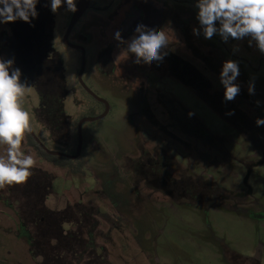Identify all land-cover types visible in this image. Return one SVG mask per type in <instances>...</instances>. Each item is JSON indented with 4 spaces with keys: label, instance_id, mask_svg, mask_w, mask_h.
<instances>
[{
    "label": "rangeland",
    "instance_id": "374dc122",
    "mask_svg": "<svg viewBox=\"0 0 264 264\" xmlns=\"http://www.w3.org/2000/svg\"><path fill=\"white\" fill-rule=\"evenodd\" d=\"M215 46L218 49L215 60L218 70L211 72L210 78L215 89L224 92L220 83L223 62L229 59L237 61L240 75L236 83L240 85L241 92L234 100H259L260 105L255 109H250L249 104H243L241 108L252 111L254 119L257 115L264 117V54L256 48L254 42L249 46L247 38L229 39L227 43L221 39ZM62 53L70 92L64 101L65 113L70 118V139L65 141L68 137L66 134L62 141L54 139L49 127L38 117L40 99L36 89L31 88L22 104L30 113L33 133L48 150L74 155L77 151L80 121L91 116L98 117L103 114L104 108L84 93L79 85L78 53L64 46ZM96 54V50L89 52L88 49L83 81L99 97L106 99L111 109L106 118L83 125L82 163L86 164L85 173L73 174L69 168L57 167L49 159L41 157L32 147L29 134L22 144L26 154L33 156V166L54 178L52 193L46 199V209L58 213L68 209L77 220H81L80 229L85 232L84 240L94 252V257L84 255L79 262H73V256L65 257L63 252L61 254L64 258L54 262L53 253H50L49 264H235L227 260L230 255L250 259L258 257L259 264H264V219L257 216H264V164L255 168L248 180L253 198L257 200V204L251 206L253 214L223 206L205 210L200 206L178 205L160 194L149 198L143 186L135 187L133 173L127 164L139 156V144L144 148L149 145L167 148L169 139L137 114L133 98L122 86L111 90L113 83L98 70ZM204 71L209 73L208 69ZM150 76L151 90L170 94L188 113H194L193 117L201 121L213 135L224 139L231 156L240 161L250 158L252 147L245 144L234 128L190 89L159 73L153 72ZM250 81L255 84L254 95L248 93ZM163 123L166 127L169 125V122ZM260 128L264 132V126ZM180 137L186 143H191L195 151L188 153L183 143L178 145L174 142L171 147L183 151L188 162L191 160V164L200 167L197 174L202 170L210 173L219 170L214 165L217 158L212 149L188 137ZM233 137L237 138L236 144L232 141ZM5 149V145H0V155H6ZM178 161L184 166L188 164L187 161ZM243 171L237 167V170L229 173L218 171L217 176L225 178L235 187H244L246 172ZM22 185L12 186H17L18 191ZM9 196L10 203L0 202V264H41L34 254L32 235L35 227L44 223L45 219L39 220L44 213H29L32 221L25 222L20 215L19 194L14 192ZM37 217L34 223L33 218ZM83 219L90 221L89 227L83 224ZM69 224H65V230L71 228ZM72 228L78 231L77 226ZM67 242V245L73 244L82 253L87 251V245L83 246L80 240L73 241L70 237ZM63 247L61 244L60 249L64 250Z\"/></svg>",
    "mask_w": 264,
    "mask_h": 264
},
{
    "label": "flooded vegetation",
    "instance_id": "af4514ba",
    "mask_svg": "<svg viewBox=\"0 0 264 264\" xmlns=\"http://www.w3.org/2000/svg\"><path fill=\"white\" fill-rule=\"evenodd\" d=\"M81 2L82 0H77L78 10L75 13L66 12L61 8L58 13L53 14L50 7L44 6L47 0H40L37 5L38 18L32 20L34 27L21 20L0 24V57L14 59V67H19L22 71L21 80L27 81L31 88L37 90L40 99L38 117L41 119V115L45 113V105L52 102L49 100L43 104L44 99L57 98L60 102L63 97L64 104L70 93L65 78L63 46L74 50L80 57L77 80L81 89L103 106V114L107 109L108 114L110 113L109 102L94 93L83 81L88 49L89 52L96 50L97 68L113 83L111 90L122 86L121 88L133 98L137 114L169 139L167 148L159 145L144 148L139 144L141 150L139 156L127 164L133 173L135 187L143 186L149 198L160 194L178 205L200 206L205 210L223 206L247 214L252 213L251 206L257 204V200L253 198L248 180L253 170L264 164V132L256 126V119L251 116L252 111L241 106L249 104L250 109H255L257 105L251 98L248 100L243 98L244 101H225L224 92L215 89L210 78L211 72L218 70L215 65L218 49L215 45L221 42V38L214 35L211 39H205L202 31L199 36L193 34V27H199L196 20L197 9L194 7L195 0H85L83 1L85 8H80ZM138 24H144L149 28L167 29L170 43L164 49L167 54L162 61L136 64L133 54L121 53L126 46H118L114 39L115 31H121L123 38L127 40L134 34ZM205 69H208L209 73L204 71ZM153 72L179 81L230 124L245 144L252 147L250 158L245 161L235 159L226 148L224 139L213 135L195 117H190L188 111L178 105L170 94L151 90L149 81ZM107 90L111 92L109 88ZM229 111L234 114L227 115ZM163 122H169V125L166 127ZM64 132L68 136L66 140H69L70 118L68 129L63 128ZM28 134L36 141L31 132L26 135ZM180 135L212 149L217 158L214 165L219 167V172L229 173L237 170V167L244 170L245 186H233L225 178L217 176L216 170L214 173L202 170L197 174L200 167L191 164V160L188 162L183 151L177 147L173 150L171 147V143H183L188 153L195 151L191 143H186ZM232 139L236 144L237 138ZM177 158L180 162L187 161V166L180 164ZM225 162H229L227 167ZM16 187L5 186L7 190L0 188V202L10 203L9 195L14 192L16 194ZM18 197L22 206L27 201V194L21 190ZM61 213L66 216L58 225L65 232L85 236V232H81L80 229L81 220H77L68 209ZM257 216L264 219V216ZM66 223H70L71 228L65 230ZM83 224L89 227L90 221L83 219ZM75 226L78 227V231L73 230L72 227ZM77 240L81 241L80 238ZM81 242L83 246L87 245V248L92 249L84 239ZM57 247L61 248V241H58ZM226 254L229 255V252ZM233 257L230 255L227 260L230 263L234 261L235 264H259L258 257L256 259L243 258L239 255Z\"/></svg>",
    "mask_w": 264,
    "mask_h": 264
},
{
    "label": "clouds",
    "instance_id": "9594fccd",
    "mask_svg": "<svg viewBox=\"0 0 264 264\" xmlns=\"http://www.w3.org/2000/svg\"><path fill=\"white\" fill-rule=\"evenodd\" d=\"M38 3L40 0H0V24L21 20L32 25V20L39 15ZM44 6L50 7L53 14L61 8L70 13L78 10L77 0H47ZM194 7L199 24L198 28L192 29L194 35L199 36L201 31L205 39L219 35L225 43L229 39L247 38L249 46L254 42L264 54V0H195ZM114 39L118 46H126L121 50L122 54L134 55L136 64L162 61L167 54L164 49L170 43L167 29L149 28L144 24H138L129 39L125 40L119 30L115 31ZM14 64V59L0 57V145L6 146V155H0V188L24 184L34 165L33 156L22 148L26 134L31 131V116L22 101L31 86L21 80L22 71ZM239 75L237 61L229 59L223 62L220 83L224 87L225 101H233L240 94V85L236 83ZM248 93L255 94L254 81L249 82ZM255 103L260 105L259 100ZM193 115L189 113L190 117ZM255 124L264 126V117L256 118ZM37 259L42 264L43 257Z\"/></svg>",
    "mask_w": 264,
    "mask_h": 264
},
{
    "label": "trees",
    "instance_id": "16d2710c",
    "mask_svg": "<svg viewBox=\"0 0 264 264\" xmlns=\"http://www.w3.org/2000/svg\"><path fill=\"white\" fill-rule=\"evenodd\" d=\"M62 99L60 102L57 101V98L44 99L43 104L48 103L49 100H52V102H50V105H45V113L41 115L42 121L49 127L53 138L60 141H62V138L66 132L65 131L63 133V128L68 129L69 126V118L65 113ZM29 138L31 139L32 147L35 148L36 152H38L41 157L52 161V164L55 166L69 168L71 173L77 175L85 173L86 164L82 163V156L77 161H72L64 157L51 156L46 153L30 135ZM65 141L67 140L65 139ZM30 172L31 175L29 176L28 180L20 188H18L17 192L20 195L21 190H23V193L27 194V201L22 204V208L20 209V215L23 221H32L30 219L31 215L29 213H44V216L39 218V220L45 219L44 223L38 224L40 226L35 227L32 235L34 254L38 257H43V264H49V257L52 255L50 253H53L55 258L54 262H60L59 260L64 258V256H73V262H79V260H81L84 255L88 254L94 257V252H92L90 248H87L88 250H85V253H82V251L74 248L73 244L67 245V240L70 237L73 239V241H76L77 238H80L82 241L84 236L77 235V237L75 236L76 234L65 232L58 224L64 220L66 215L64 213L62 214L61 212H52L46 209L45 203L47 197L51 194L54 180L53 176L48 172L34 166H32ZM33 220L34 223H36L38 217L35 219L33 218ZM53 241H55V243H53ZM58 241H61V244L64 246V250L57 248ZM61 252H63L64 256L61 254Z\"/></svg>",
    "mask_w": 264,
    "mask_h": 264
},
{
    "label": "water",
    "instance_id": "95a60500",
    "mask_svg": "<svg viewBox=\"0 0 264 264\" xmlns=\"http://www.w3.org/2000/svg\"><path fill=\"white\" fill-rule=\"evenodd\" d=\"M85 0H82V2L80 3V8H85V4L84 2ZM84 10V9H83ZM83 71V70H82ZM101 100V99H99ZM103 101V100H101ZM108 107V106H107ZM108 114V109L106 110V112L102 115V116H99V117H95V118H86L84 120H82L79 125H78V131H79V141H78V149H77V153L75 155H65V154H62V153H58V152H53V151H50L48 150L41 142L40 140L36 137V135L33 133L32 129H31V134L34 136V138L36 139V141L38 142V144L41 146V148L46 152L48 153L49 155L51 156H54V157H64V158H67V159H70V160H78L81 155H82V149H83V143H84V140H83V133H82V127H83V124L85 123H88V122H95V121H99V120H102L103 118H105Z\"/></svg>",
    "mask_w": 264,
    "mask_h": 264
}]
</instances>
